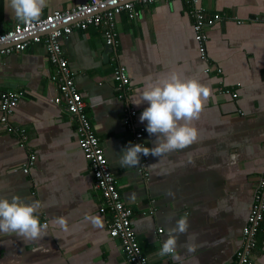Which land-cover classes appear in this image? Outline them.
<instances>
[{"label":"crops","instance_id":"0c3cea01","mask_svg":"<svg viewBox=\"0 0 264 264\" xmlns=\"http://www.w3.org/2000/svg\"><path fill=\"white\" fill-rule=\"evenodd\" d=\"M86 1L48 0L40 18ZM188 1L138 5L141 15L133 19L122 14L117 45L109 53L104 29L95 26L74 30L63 40V50L151 264H235L264 169V0H198L208 16L221 15L207 29L208 61L199 52ZM17 21L7 0H0V31ZM119 65L131 76L128 102L118 98L121 90L113 78ZM51 71L44 43L10 55L0 48V90L25 92L11 116L15 130L0 122V198L38 201L41 223L48 225L47 234L37 240L0 232V264H126L119 240L109 233L102 197L94 191L77 122L53 102L57 90ZM173 71L213 93L192 122L197 140L161 158L146 156V173L142 160L135 167H121L123 150L135 145L134 131L123 123L125 107L129 103L137 110L136 128L146 127L140 116L148 104L132 102L141 99L147 81ZM220 87L232 93H222ZM1 116L0 107V121ZM155 140L145 132L144 146L154 147ZM31 152L37 158L26 173ZM85 215L101 216L104 227L94 228ZM59 216L68 221V231L55 223ZM182 217L189 228L179 235L177 258L158 255ZM187 246L195 251L188 253ZM254 258L264 264V232L258 235Z\"/></svg>","mask_w":264,"mask_h":264},{"label":"built area","instance_id":"2783aa9c","mask_svg":"<svg viewBox=\"0 0 264 264\" xmlns=\"http://www.w3.org/2000/svg\"><path fill=\"white\" fill-rule=\"evenodd\" d=\"M158 0H87L64 10L40 18L38 21L24 24L20 21L5 32L0 31V48L3 55L20 53L27 50L31 43H44L48 60L53 71L50 80L56 87L57 94L53 102L63 106L71 119L77 122L79 146L89 162L93 177L94 191L102 197V205L108 211L107 227L110 235L119 240L126 264H151L149 257L144 253L138 236L133 227V210L128 207L119 190L117 179L110 167L108 157L100 138L97 135L90 116L87 113V102L77 83V77L69 66L63 50V40L74 30H86L91 26L104 29L106 46L115 48L117 45V21L122 14L129 18L141 15L138 5L146 6ZM192 4L194 28L201 57L206 61L208 56L207 29L221 19L220 14L208 16L198 0H189ZM197 3V5H196ZM241 23V22H240ZM211 66L206 68L209 72ZM221 72L222 69L218 68ZM116 87L121 90L118 98L128 102V93L132 89L131 76L123 65L117 66L113 73ZM222 93H232L229 88L220 87ZM25 92L22 89L13 91L0 90V107L2 109L1 124L9 131H14L11 116L19 105ZM234 97L238 96L233 92ZM137 110L128 105L124 109L123 123L133 130L135 144H143L146 127L136 128L135 118ZM23 145L25 135L20 132ZM36 155L31 152L24 172L29 173L36 161ZM146 156L141 155V171L146 173ZM162 232L163 230L160 229ZM264 232V169L258 183L255 185L253 201L244 226L241 244L236 251L235 264H257L254 252L258 244V235Z\"/></svg>","mask_w":264,"mask_h":264},{"label":"clouds","instance_id":"9594fccd","mask_svg":"<svg viewBox=\"0 0 264 264\" xmlns=\"http://www.w3.org/2000/svg\"><path fill=\"white\" fill-rule=\"evenodd\" d=\"M48 0H7V8L12 16L24 23L38 21ZM213 96L209 87L192 78H185L176 71L168 73L161 79L149 80L142 91L141 99L134 101L137 105L147 103L140 121H147L146 131L156 136L154 147L143 144H130L119 157V165L125 168L140 165L141 155L161 158L171 152L183 150L198 138V129L193 121L198 120L205 104ZM38 201L25 202L19 197L0 198V232L14 233L24 240H37L47 234L48 225L42 224L39 217ZM85 221L94 228L104 227L103 218L99 215H85ZM55 223L68 231V221L55 217ZM189 222L179 218L169 230L158 255H171L177 258V249L181 246L179 235L188 232ZM188 253L195 249L186 247Z\"/></svg>","mask_w":264,"mask_h":264},{"label":"water","instance_id":"95a60500","mask_svg":"<svg viewBox=\"0 0 264 264\" xmlns=\"http://www.w3.org/2000/svg\"><path fill=\"white\" fill-rule=\"evenodd\" d=\"M111 49H112V47H110V46H106V51H107V53H109V51H111Z\"/></svg>","mask_w":264,"mask_h":264}]
</instances>
